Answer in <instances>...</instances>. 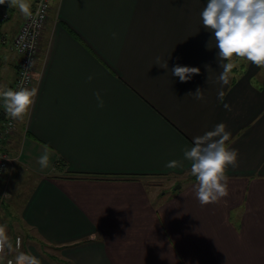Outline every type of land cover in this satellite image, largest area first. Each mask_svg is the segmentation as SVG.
<instances>
[{
	"label": "crops",
	"instance_id": "obj_1",
	"mask_svg": "<svg viewBox=\"0 0 264 264\" xmlns=\"http://www.w3.org/2000/svg\"><path fill=\"white\" fill-rule=\"evenodd\" d=\"M35 2L26 0L29 13ZM206 4L51 1L36 102L6 143L17 160L2 185L31 179L21 221L61 250L62 264H264V67L234 59L220 84L218 49L200 16ZM3 12L0 91L17 80L12 43L28 16L8 3ZM176 65L200 72L181 82ZM197 89L202 100L189 95ZM4 111L0 99V124ZM219 123L237 166L227 170L228 196L201 205L183 151ZM173 160L182 166L166 167ZM160 178L170 197L152 182ZM31 262L22 264H54Z\"/></svg>",
	"mask_w": 264,
	"mask_h": 264
},
{
	"label": "clouds",
	"instance_id": "obj_2",
	"mask_svg": "<svg viewBox=\"0 0 264 264\" xmlns=\"http://www.w3.org/2000/svg\"><path fill=\"white\" fill-rule=\"evenodd\" d=\"M8 3L18 7L24 14H29L26 0H0V5ZM202 25L213 34L218 49V62L223 71L218 77L220 84L228 83V73L233 68L234 59L247 60L257 67H264V0H207L200 13ZM115 36V33H113ZM229 61L220 64V61ZM167 68V64H165ZM197 67L176 65L171 74L181 82L189 81L199 74ZM92 76L88 77L90 81ZM194 99L202 100L203 91L197 89ZM37 89L22 87L0 91V99L7 114L13 120H22L36 102ZM97 106L103 107L99 92L95 93ZM223 97V91L218 92ZM227 107V105L225 106ZM231 133L224 123L215 125L213 130L193 138V146L185 148L183 158L190 162V172L197 181L195 195L201 205L216 203L228 196L227 170L237 166L238 151L227 145ZM47 154L40 157L41 166H47ZM182 166L181 161H169L168 168ZM23 259V258H20Z\"/></svg>",
	"mask_w": 264,
	"mask_h": 264
},
{
	"label": "built area",
	"instance_id": "obj_3",
	"mask_svg": "<svg viewBox=\"0 0 264 264\" xmlns=\"http://www.w3.org/2000/svg\"><path fill=\"white\" fill-rule=\"evenodd\" d=\"M51 1L36 0L33 10L28 14L19 33L13 40V49L20 54L21 59L18 77L12 90H19L22 87L33 88L42 37L50 15ZM9 17V14L6 12L0 13V43H7V39L1 34V28ZM18 123L19 120H13L6 110L4 111V119L0 124V190L6 173L17 160L8 149L6 143L17 130ZM22 249V238L17 237L14 250L15 252H21ZM7 252V242L3 237H0V263L5 258ZM3 264L16 263L13 258L7 257Z\"/></svg>",
	"mask_w": 264,
	"mask_h": 264
},
{
	"label": "rangeland",
	"instance_id": "obj_4",
	"mask_svg": "<svg viewBox=\"0 0 264 264\" xmlns=\"http://www.w3.org/2000/svg\"><path fill=\"white\" fill-rule=\"evenodd\" d=\"M25 176L27 178L28 175ZM21 178L24 179V175H21ZM28 179L30 178H27L24 184L18 182L13 184V186L2 185L3 188L0 190V237L6 240L8 248L5 258H13L16 264H22V262L32 263L31 261L37 258H45L54 264H62L61 250L53 249L44 242L37 240L32 230L28 229L21 221V206L28 193L27 188L30 187L27 182L29 181ZM153 180L155 181L152 182L155 183L161 194L167 193V197H170V193L174 192L170 190L171 187L166 180L161 178ZM178 186L176 185L175 187ZM17 237L22 238L23 249L21 252H15L14 250ZM5 258L1 260V263L5 261Z\"/></svg>",
	"mask_w": 264,
	"mask_h": 264
},
{
	"label": "trees",
	"instance_id": "obj_5",
	"mask_svg": "<svg viewBox=\"0 0 264 264\" xmlns=\"http://www.w3.org/2000/svg\"><path fill=\"white\" fill-rule=\"evenodd\" d=\"M3 119H4V116H3ZM59 164H63V166H65V167L67 168V163L65 162V160H63V159H59V160L57 161V166H58Z\"/></svg>",
	"mask_w": 264,
	"mask_h": 264
},
{
	"label": "water",
	"instance_id": "obj_6",
	"mask_svg": "<svg viewBox=\"0 0 264 264\" xmlns=\"http://www.w3.org/2000/svg\"><path fill=\"white\" fill-rule=\"evenodd\" d=\"M177 188H180V186H178ZM177 188H176V189H177Z\"/></svg>",
	"mask_w": 264,
	"mask_h": 264
}]
</instances>
